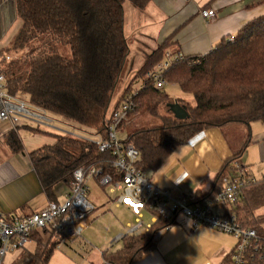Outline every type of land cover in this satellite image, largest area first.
Instances as JSON below:
<instances>
[{
  "label": "trees",
  "instance_id": "16d2710c",
  "mask_svg": "<svg viewBox=\"0 0 264 264\" xmlns=\"http://www.w3.org/2000/svg\"><path fill=\"white\" fill-rule=\"evenodd\" d=\"M126 3L144 10L149 0H14L17 33L10 46L0 50V74L7 79L8 93L63 119L74 130L106 137L105 120L135 91L134 82L141 81L134 108L119 129L141 113L155 121L154 126L138 128L122 141L139 151L135 166L147 176L156 173L178 147L207 129L264 125V16L246 24L234 37L223 39L206 55L174 62L161 75L163 89H157L156 80L147 77L166 60V44L159 45L120 91L130 53L124 31ZM61 45L70 48V58L60 53ZM24 50L26 55L9 61V53ZM169 53L173 57L179 54ZM166 86H177L194 104L174 100ZM174 103L185 108V119L174 116L170 106ZM24 129L53 139L29 154L43 192L52 202H58L55 189L59 185L71 188L73 174L81 167L103 168L115 176L109 165L111 152L100 153L94 144L70 135L50 134L37 127ZM4 144L13 154L24 152L17 131L10 132ZM240 155L224 164L205 196L189 197L190 205L203 206L215 199L225 178L246 170L237 164ZM235 206L231 214L237 215V222L256 230L262 240L252 243L247 264H264V214H256L264 207V178L245 188ZM181 217L176 221L159 218L149 231L125 236L120 249L103 253L105 264H134L154 251L164 228ZM32 240L34 250L16 254L12 264H50L63 241L54 231L34 232Z\"/></svg>",
  "mask_w": 264,
  "mask_h": 264
},
{
  "label": "crops",
  "instance_id": "0c3cea01",
  "mask_svg": "<svg viewBox=\"0 0 264 264\" xmlns=\"http://www.w3.org/2000/svg\"><path fill=\"white\" fill-rule=\"evenodd\" d=\"M205 9L215 10L216 18L205 19L201 15ZM124 12V31L130 47L125 70L127 86L134 78L130 80L132 73L143 67L159 45L166 44V51L179 52L185 57L204 56L223 39L234 37L246 24L264 16V0H149L144 10L126 3ZM14 13L15 7L10 0H0V50L6 46L8 31L5 33V27ZM141 86L142 82L135 91ZM24 127L34 126L22 123L19 130H12L8 124L0 123V156L7 151L11 153L4 139L10 132L17 131L24 146V152L19 155L27 157L33 170L29 154L38 148L33 145L32 150L26 149L23 134H32ZM239 154L237 164L245 167L257 181L263 179V124L253 123L250 128L232 124L221 129H207L193 141L178 147L150 178L156 186L169 190L173 197L190 199L195 196L198 199L210 191L224 164ZM18 167L15 157L12 163L10 159L0 160V202L13 204L6 212L0 209L6 213L0 215L7 219L17 216L8 212L21 210L18 216H30L51 202L34 170L27 176V173L20 174ZM68 190L59 185L55 189L56 201L62 202ZM17 202L20 204L15 205ZM114 204L116 208L124 207L117 206L115 201ZM219 211L225 213L217 208L218 214ZM236 243L234 237L209 227L194 230L191 219L181 217L169 231L160 234L156 249L134 264H228ZM32 244L33 241L27 250H34V246L29 248ZM11 257L10 264L16 255Z\"/></svg>",
  "mask_w": 264,
  "mask_h": 264
},
{
  "label": "built area",
  "instance_id": "2783aa9c",
  "mask_svg": "<svg viewBox=\"0 0 264 264\" xmlns=\"http://www.w3.org/2000/svg\"><path fill=\"white\" fill-rule=\"evenodd\" d=\"M201 15L205 19L216 18V12L212 9L203 10ZM165 56L166 60L147 75L156 80L157 89L165 87V82L161 80L162 73L169 70L174 62L186 59L181 53L173 57L166 52ZM6 82V77L0 74V123L8 124L12 130H16L22 123H29L44 131H54L90 142L97 146L100 153L111 152L113 158L109 165L115 171V176L103 168L81 167L74 172L72 186L62 202H48L30 216L7 219L0 215V264H10L8 256L27 249L33 241L34 232L39 235L51 231L60 234L63 241L57 248L65 242L81 238L85 230L84 222L94 210L88 199V182L91 179H96L101 186L109 187L115 194L116 205L126 207L136 217V225L128 226L127 234L118 236L117 241L127 235H141L149 231L159 218L176 221L182 216L191 219L194 230L209 227L232 235L237 241L231 255L232 264H247L246 257L252 243L262 240L256 230L245 228L237 222L230 211L242 191L257 182L247 170L237 171L232 177L225 178L223 190L215 199L207 201L203 206H191L187 197H173L169 190L156 186L151 178L137 170L135 164L139 159V151L133 145L124 144L118 137L120 126L134 108L133 98L137 90L125 96L105 120L106 137L100 133L88 137L86 133L79 134L78 130L57 128V120L48 111L8 93ZM217 208L223 209L225 213L218 214ZM146 215L152 216L147 225L144 221ZM172 226H166L163 232L169 231Z\"/></svg>",
  "mask_w": 264,
  "mask_h": 264
},
{
  "label": "rangeland",
  "instance_id": "374dc122",
  "mask_svg": "<svg viewBox=\"0 0 264 264\" xmlns=\"http://www.w3.org/2000/svg\"><path fill=\"white\" fill-rule=\"evenodd\" d=\"M11 3L14 5V0H10V4ZM15 13L12 15L11 19L5 27V33L6 31H8L5 47L10 46L17 33L19 23L16 21ZM59 50L64 57L70 58L71 52L68 46L61 45L59 47ZM26 54V50L19 53L11 52L8 54V56L10 57L9 61L20 59ZM136 73H132L130 80L135 76L134 74ZM127 80L128 78H126V75H124L121 85L119 86L120 91L125 88L126 83L128 82ZM140 82L141 81L139 80L135 81L133 84V89H137ZM166 91L174 100H176L177 98H182L188 101L190 104H194L192 98L183 94L177 86H168L166 88ZM51 116L55 118V120H57V128L65 131L73 130V127L63 119L55 117L53 115ZM154 123L155 121L153 122V120L150 117L146 116L144 113L135 115L129 125L125 129L119 131L118 137L119 139L124 140L125 137L132 131L138 128H149L151 126H154ZM47 132L50 134H59L54 131ZM79 134L85 133L79 132ZM92 134L94 133H88L87 136L93 137ZM23 138L26 149L28 150H32L33 145H36V148H39L45 144H50L51 142H53L51 135L23 134ZM14 157L19 161L18 172L20 174L23 173L24 175L27 173V176H29V174L33 172V170L28 164L27 157H23L22 154L14 156L7 151L4 152L0 160L10 159V162L12 163L14 162ZM148 177L150 178V175ZM88 186L90 189L88 199L95 205L96 209L95 211L93 210L85 220L84 226L86 227V229L84 230L82 237L75 241L65 242L64 244H62V246L56 248L50 260V264H105L102 257L103 253L115 252L116 250L120 249L123 245V239L117 241V236H119V234L126 235L128 226L134 227L136 225V217L131 214L130 210H128L127 208L124 209V207L123 209H120L114 206L115 204L112 199L115 197V194L111 192L109 187L101 186L96 179L89 180ZM14 204L18 205L20 204V202ZM12 206L13 204L11 202H0V209L2 211L6 212V210H8V208L11 209ZM0 213L2 215L6 214L3 212ZM8 213L18 216L21 215L22 211L15 210ZM222 213V211H219L220 215H222ZM261 213L264 214V207L260 209V211H258L256 214L258 215ZM151 218L152 216H148L145 219L146 225L151 222ZM33 246H35L34 243L29 248L32 249ZM11 256L12 255L8 256L7 261H11Z\"/></svg>",
  "mask_w": 264,
  "mask_h": 264
},
{
  "label": "water",
  "instance_id": "95a60500",
  "mask_svg": "<svg viewBox=\"0 0 264 264\" xmlns=\"http://www.w3.org/2000/svg\"><path fill=\"white\" fill-rule=\"evenodd\" d=\"M171 106L172 112L174 116L178 119H185L187 117V112L184 107L179 105L178 103H174Z\"/></svg>",
  "mask_w": 264,
  "mask_h": 264
}]
</instances>
